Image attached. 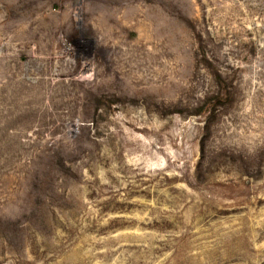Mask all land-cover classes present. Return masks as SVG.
<instances>
[{"label": "rangeland", "instance_id": "1", "mask_svg": "<svg viewBox=\"0 0 264 264\" xmlns=\"http://www.w3.org/2000/svg\"><path fill=\"white\" fill-rule=\"evenodd\" d=\"M0 264H264V0H0Z\"/></svg>", "mask_w": 264, "mask_h": 264}]
</instances>
